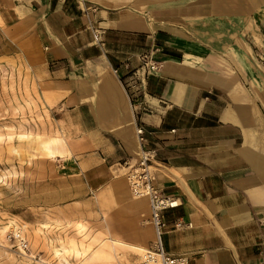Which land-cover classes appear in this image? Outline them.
I'll list each match as a JSON object with an SVG mask.
<instances>
[{
    "label": "crops",
    "instance_id": "crops-1",
    "mask_svg": "<svg viewBox=\"0 0 264 264\" xmlns=\"http://www.w3.org/2000/svg\"><path fill=\"white\" fill-rule=\"evenodd\" d=\"M3 27L65 96L76 179L127 202L131 242L156 239L148 198L131 197L127 168L113 174L136 161L141 127L157 151L155 187L178 203L163 214L165 251L264 264V0H0ZM143 55L159 71L145 76ZM107 230L112 246L149 250Z\"/></svg>",
    "mask_w": 264,
    "mask_h": 264
},
{
    "label": "rangeland",
    "instance_id": "rangeland-1",
    "mask_svg": "<svg viewBox=\"0 0 264 264\" xmlns=\"http://www.w3.org/2000/svg\"><path fill=\"white\" fill-rule=\"evenodd\" d=\"M7 31L0 29V264H60L54 251L63 247L89 255H65L71 264L137 261L135 250L112 246L103 231L146 248L154 237L131 242L123 226L129 228L135 215L126 210L127 202L114 189L90 191L76 179L80 175L69 148L73 152L71 137L76 135L63 126L71 119L65 96L50 92L52 83L36 76ZM123 167H114L115 178L124 174ZM148 202L143 220L151 223Z\"/></svg>",
    "mask_w": 264,
    "mask_h": 264
},
{
    "label": "built area",
    "instance_id": "built-area-1",
    "mask_svg": "<svg viewBox=\"0 0 264 264\" xmlns=\"http://www.w3.org/2000/svg\"><path fill=\"white\" fill-rule=\"evenodd\" d=\"M95 41L101 43L100 34L95 35ZM144 75H150L159 71L161 65L153 61L152 56L143 55L141 57ZM139 70L135 72L138 75ZM115 74L118 71L115 70ZM137 138L141 145V152L138 159L130 163L128 160L121 164L127 168V176L131 190L136 195H146L150 198L151 223L155 230L156 239L153 248L141 259L132 264H190L186 256H173L165 251L163 244V233L165 228L164 212L178 206V203L167 196H163L155 187L156 173L153 162L157 157L156 150L144 148L146 142L145 132L141 127L136 128ZM177 228L182 227L181 223L176 225ZM188 227H191L189 225Z\"/></svg>",
    "mask_w": 264,
    "mask_h": 264
},
{
    "label": "bare ground",
    "instance_id": "bare-ground-1",
    "mask_svg": "<svg viewBox=\"0 0 264 264\" xmlns=\"http://www.w3.org/2000/svg\"><path fill=\"white\" fill-rule=\"evenodd\" d=\"M136 138H137V133H136ZM137 141H138V138H137ZM138 144H139V150H138V154L136 155V159L138 158V156H139V154H140V152H141V145H140V142L138 141ZM127 178H128V176H127ZM127 184H128V187H129V189L131 188L130 187V185H129V183L127 182ZM131 192H132V197L134 198V199H142V198H148L149 200H150V198H149V196H146V195H136L132 190H131ZM17 231H19V230H17ZM16 238H18V240H19V243H20V246L22 247V249L25 251V249L26 248H28V246H27V244L24 242V240L22 239V237H21V235L19 234L18 235V237H16ZM114 239H112V241H113ZM104 241H106V240H104ZM114 242H116V243H121L122 245H124V246H126V247H128L129 249H132V250H135L136 252H137V254L138 255H146L150 250H148L147 252H146V250L145 249H143V248H139V247H133V246H131V245H127L126 243H124V242H121V241H118L117 239H115L114 240ZM98 243V242H97ZM95 245H96V243H95ZM25 248V249H24ZM54 253H55V255H56V257H60L61 258V260H60V264H62V262L64 261V262H66V264H70L69 262H67V260H66V257H65V255H67V254H69V253H74V254H76V255H79V256H81V257H83V259H86V258H88L89 257V255L87 254V251L86 250H81L80 248H70V249H68L67 247H63L62 249H59V250H55L54 251ZM144 255V256H145ZM143 256V257H144ZM142 257V258H143ZM141 258V259H142ZM138 260H140V259H138ZM137 260V261H138ZM132 264V263H131Z\"/></svg>",
    "mask_w": 264,
    "mask_h": 264
}]
</instances>
